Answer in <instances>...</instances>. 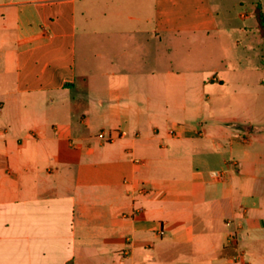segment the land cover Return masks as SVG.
I'll list each match as a JSON object with an SVG mask.
<instances>
[{
	"label": "crops",
	"instance_id": "0c3cea01",
	"mask_svg": "<svg viewBox=\"0 0 264 264\" xmlns=\"http://www.w3.org/2000/svg\"><path fill=\"white\" fill-rule=\"evenodd\" d=\"M225 2L0 0V264H250L264 131L195 53Z\"/></svg>",
	"mask_w": 264,
	"mask_h": 264
},
{
	"label": "rangeland",
	"instance_id": "374dc122",
	"mask_svg": "<svg viewBox=\"0 0 264 264\" xmlns=\"http://www.w3.org/2000/svg\"><path fill=\"white\" fill-rule=\"evenodd\" d=\"M258 1L264 3V0H226L224 7L230 14V26L200 45V48H195L197 58L202 59L204 65H220L224 80V85L217 84L210 89V94L215 95V106L213 113L206 114L211 117H237L246 122L257 123L252 127L254 132L264 131V47L258 21L252 13V5L256 6ZM241 13L251 17L242 20L239 17ZM226 16L228 15L224 16V20ZM183 52L176 48L174 57L181 59L186 55ZM221 57H225V60L220 64ZM169 99L173 102L181 100L179 96H157L153 98L158 106L156 109L163 111ZM251 244L253 246L249 249L248 256L250 264H264V239ZM236 255L235 261L241 260L243 264H248L242 249Z\"/></svg>",
	"mask_w": 264,
	"mask_h": 264
},
{
	"label": "trees",
	"instance_id": "16d2710c",
	"mask_svg": "<svg viewBox=\"0 0 264 264\" xmlns=\"http://www.w3.org/2000/svg\"><path fill=\"white\" fill-rule=\"evenodd\" d=\"M253 15L256 17L258 21L260 32L262 33V40H263L262 44L264 47V5L261 2L258 1L256 3ZM263 62H264V56H263Z\"/></svg>",
	"mask_w": 264,
	"mask_h": 264
},
{
	"label": "built area",
	"instance_id": "2783aa9c",
	"mask_svg": "<svg viewBox=\"0 0 264 264\" xmlns=\"http://www.w3.org/2000/svg\"><path fill=\"white\" fill-rule=\"evenodd\" d=\"M98 138L105 142H112L115 139V136L111 133L100 132Z\"/></svg>",
	"mask_w": 264,
	"mask_h": 264
}]
</instances>
